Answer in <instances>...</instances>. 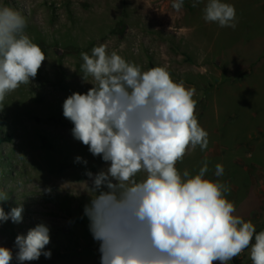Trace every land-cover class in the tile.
Wrapping results in <instances>:
<instances>
[{
	"label": "rangeland",
	"instance_id": "1",
	"mask_svg": "<svg viewBox=\"0 0 264 264\" xmlns=\"http://www.w3.org/2000/svg\"><path fill=\"white\" fill-rule=\"evenodd\" d=\"M173 2L0 0L22 12L26 33L46 56L32 83L0 103V131L13 136L0 141V189L10 197L0 206L24 209L21 223H0V246L15 254L18 234L39 223L50 229L51 258L24 264H101L84 211L94 195L86 172L108 164L74 139L63 115L69 95L93 86L82 80L81 53L101 44L142 71L164 67L194 90L195 116L209 143L190 150L177 168L195 174L206 157V177L227 185L236 214L264 230V0H226L236 9L235 28L206 22L207 0L196 7L184 0L179 11ZM217 163L224 166L220 177ZM10 264H20L15 255ZM229 264H252L250 249Z\"/></svg>",
	"mask_w": 264,
	"mask_h": 264
},
{
	"label": "clouds",
	"instance_id": "2",
	"mask_svg": "<svg viewBox=\"0 0 264 264\" xmlns=\"http://www.w3.org/2000/svg\"><path fill=\"white\" fill-rule=\"evenodd\" d=\"M183 4L174 0L172 7L179 11ZM203 18L236 27L235 6L226 0H207ZM26 27L21 11L0 4V103L31 84L46 59ZM81 58L82 80L93 86L69 95L63 115L74 139L108 164L95 175L86 172L94 195L84 211L100 242L101 264H229L246 249L252 264H264V230L236 214L227 185L206 177L207 158L195 174L177 168L190 150L204 151L209 143L195 116L194 90L164 67L142 71L103 44ZM75 162L87 164L79 156ZM223 173L217 163L214 175ZM9 199L0 189V205ZM23 211L22 205L7 212L0 206V223H21ZM50 239L49 226L39 223L16 236L15 254L0 246V264L14 255L20 264L51 258Z\"/></svg>",
	"mask_w": 264,
	"mask_h": 264
},
{
	"label": "trees",
	"instance_id": "3",
	"mask_svg": "<svg viewBox=\"0 0 264 264\" xmlns=\"http://www.w3.org/2000/svg\"><path fill=\"white\" fill-rule=\"evenodd\" d=\"M13 136L11 134H3L0 131V141H6V140H11Z\"/></svg>",
	"mask_w": 264,
	"mask_h": 264
}]
</instances>
